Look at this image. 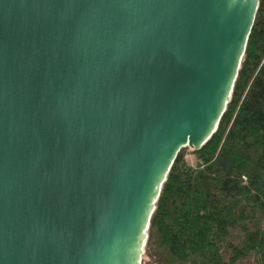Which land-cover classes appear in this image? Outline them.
<instances>
[{"label":"water","instance_id":"95a60500","mask_svg":"<svg viewBox=\"0 0 264 264\" xmlns=\"http://www.w3.org/2000/svg\"><path fill=\"white\" fill-rule=\"evenodd\" d=\"M258 0H0V264H140L181 148L230 96Z\"/></svg>","mask_w":264,"mask_h":264},{"label":"trees","instance_id":"16d2710c","mask_svg":"<svg viewBox=\"0 0 264 264\" xmlns=\"http://www.w3.org/2000/svg\"><path fill=\"white\" fill-rule=\"evenodd\" d=\"M188 149L161 185L141 264H264V0L215 131Z\"/></svg>","mask_w":264,"mask_h":264},{"label":"rangeland","instance_id":"374dc122","mask_svg":"<svg viewBox=\"0 0 264 264\" xmlns=\"http://www.w3.org/2000/svg\"><path fill=\"white\" fill-rule=\"evenodd\" d=\"M188 150H191V149H188ZM187 160L190 162V164H194V157L193 156L188 155ZM143 254H144V251H143ZM143 254H142V256H143ZM141 259H142V257H141ZM146 264H154V263H146Z\"/></svg>","mask_w":264,"mask_h":264}]
</instances>
